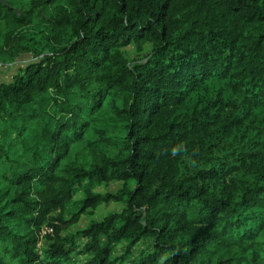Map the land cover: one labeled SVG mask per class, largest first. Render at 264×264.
I'll return each mask as SVG.
<instances>
[{"label": "trees", "instance_id": "obj_1", "mask_svg": "<svg viewBox=\"0 0 264 264\" xmlns=\"http://www.w3.org/2000/svg\"><path fill=\"white\" fill-rule=\"evenodd\" d=\"M8 1L0 264H264V0Z\"/></svg>", "mask_w": 264, "mask_h": 264}, {"label": "rangeland", "instance_id": "obj_2", "mask_svg": "<svg viewBox=\"0 0 264 264\" xmlns=\"http://www.w3.org/2000/svg\"><path fill=\"white\" fill-rule=\"evenodd\" d=\"M126 56L130 60H139L144 57V55L140 54L134 45H131L129 48L125 49ZM10 75H0V80H8ZM121 188L120 183H110L99 185L95 187L96 193L107 194V193H116ZM83 198V193L80 192L74 197L73 202L80 201ZM123 209V205L120 204H110V205H102L95 210H89L88 213L82 216L81 221L77 226L71 229L72 233H76L80 230L86 229L92 221H100L105 217L113 214L121 212ZM77 209L73 207L68 208L67 214H65V218L69 220L71 218V214L74 213ZM59 214H57L58 216ZM44 246L43 243L40 244V247ZM78 264H84L86 257H83Z\"/></svg>", "mask_w": 264, "mask_h": 264}, {"label": "water", "instance_id": "obj_3", "mask_svg": "<svg viewBox=\"0 0 264 264\" xmlns=\"http://www.w3.org/2000/svg\"><path fill=\"white\" fill-rule=\"evenodd\" d=\"M0 5L5 6L7 8H10V4H9V1L8 0H0ZM16 12H17V14L19 16H21V12H19L17 10H16Z\"/></svg>", "mask_w": 264, "mask_h": 264}, {"label": "built area", "instance_id": "obj_4", "mask_svg": "<svg viewBox=\"0 0 264 264\" xmlns=\"http://www.w3.org/2000/svg\"><path fill=\"white\" fill-rule=\"evenodd\" d=\"M51 232H52V230H47V231L44 232V234L51 233Z\"/></svg>", "mask_w": 264, "mask_h": 264}]
</instances>
